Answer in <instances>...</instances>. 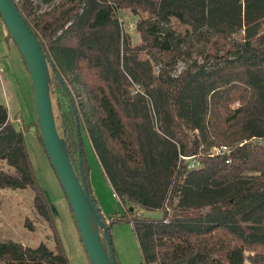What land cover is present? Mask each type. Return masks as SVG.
<instances>
[{"label":"trees","instance_id":"obj_1","mask_svg":"<svg viewBox=\"0 0 264 264\" xmlns=\"http://www.w3.org/2000/svg\"><path fill=\"white\" fill-rule=\"evenodd\" d=\"M15 7L53 64L54 124L79 178L74 107L81 176L107 231L130 224L144 264H264V0H63L36 15L28 2ZM120 10L136 17L135 46L121 32ZM193 45L200 62L170 76L166 68L187 62ZM65 73L82 89L91 124ZM29 127L42 147L36 120L15 128L0 104V161L18 173L0 172V189L31 191L53 246L0 242V264H69L28 158ZM82 128L108 185L128 205L123 216L104 218L96 205ZM221 146L230 152L209 156ZM191 156L197 166L186 169L181 157Z\"/></svg>","mask_w":264,"mask_h":264},{"label":"rangeland","instance_id":"obj_2","mask_svg":"<svg viewBox=\"0 0 264 264\" xmlns=\"http://www.w3.org/2000/svg\"><path fill=\"white\" fill-rule=\"evenodd\" d=\"M61 1L63 0H51L49 3L37 5L34 14L47 11ZM117 17L121 32L128 37L129 44L131 46L139 44V36L133 29L136 17L126 10L118 11ZM172 28L176 34H180L182 31V28L177 25H172ZM5 38L6 29L0 20V104L6 108L7 119L14 124L15 128H18L20 121L23 124H31L36 120V117L27 71L14 44ZM231 39L236 40L237 38L231 36ZM197 48V45L190 47L191 55L187 62H178L175 66L166 68L168 74L174 77L186 67L190 68L193 67L192 64H198L200 61L196 52ZM159 68L160 65L153 64L155 74ZM62 78L70 83L75 101L81 104L84 114L91 124L89 105L82 89L72 74H62ZM51 108L53 118L56 119L57 113L53 105ZM86 134V130L82 128L80 140L87 168V181L96 205L104 218L111 215L123 216L128 205L122 206L108 185ZM22 135L35 179L48 203L56 234L69 264H89L61 187L36 139L34 129L29 127L28 130L22 132ZM0 172L12 177L18 176L14 169L1 161ZM32 198V193L28 189H0V242L17 243L23 248L29 249H34L43 243L51 249L53 246L51 231L46 222L35 213L32 207ZM142 213L150 217L158 216L156 212L145 211ZM24 220L30 221L34 229L25 228ZM109 239L116 264H144L130 224L125 221L112 224L109 229Z\"/></svg>","mask_w":264,"mask_h":264},{"label":"water","instance_id":"obj_3","mask_svg":"<svg viewBox=\"0 0 264 264\" xmlns=\"http://www.w3.org/2000/svg\"><path fill=\"white\" fill-rule=\"evenodd\" d=\"M0 20L27 71L39 138L48 163L68 204L87 261L89 264H115L110 247L109 232L97 208L88 197L81 176L78 123L74 107L70 103L74 118L79 178L69 163L65 144L57 135L54 124L49 97V72L53 70V64L49 56L40 51L36 39L21 19L11 0H0ZM54 77L63 85L56 73H54ZM67 98L69 101L68 93ZM100 237L103 238L105 247H103Z\"/></svg>","mask_w":264,"mask_h":264},{"label":"built area","instance_id":"obj_4","mask_svg":"<svg viewBox=\"0 0 264 264\" xmlns=\"http://www.w3.org/2000/svg\"><path fill=\"white\" fill-rule=\"evenodd\" d=\"M11 1L14 5H17V6H20L23 2H28L35 8H37V5H41L42 3H44L42 0H11ZM229 152H230V149L224 146H221L218 148H211L208 151L209 156L211 157L221 155V154H228ZM181 159L186 162V169H193L197 166V161L192 156L191 157H181Z\"/></svg>","mask_w":264,"mask_h":264}]
</instances>
